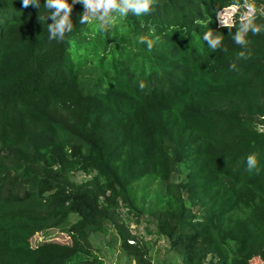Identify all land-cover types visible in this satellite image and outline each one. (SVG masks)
<instances>
[{
    "label": "trees",
    "instance_id": "obj_1",
    "mask_svg": "<svg viewBox=\"0 0 264 264\" xmlns=\"http://www.w3.org/2000/svg\"><path fill=\"white\" fill-rule=\"evenodd\" d=\"M235 2L155 0L103 28L80 24L76 3L50 40L46 0H0V264H103L88 236L108 223L144 264L119 205L153 219L146 231L182 264H264V33L237 60L236 28L217 16ZM209 28L227 51L208 48ZM153 32L149 51L139 37ZM52 229L68 241L30 242Z\"/></svg>",
    "mask_w": 264,
    "mask_h": 264
},
{
    "label": "clouds",
    "instance_id": "obj_2",
    "mask_svg": "<svg viewBox=\"0 0 264 264\" xmlns=\"http://www.w3.org/2000/svg\"><path fill=\"white\" fill-rule=\"evenodd\" d=\"M76 3H82L84 5V11L81 13L79 23L80 24H90L93 19L99 20L101 22V27L107 25L111 22L112 14L119 13L120 16L124 17L129 14L135 16H142L150 14L152 11L155 0H72L70 4L68 0H46L45 6L49 9H55V11H50L51 19L53 23L49 24L48 31L52 33L49 39L58 36L59 40H63L65 34L70 32L73 28V23L71 19V13L73 11V6ZM23 7H28L30 4L39 7V0H22ZM243 9V11H241ZM63 13V15H61ZM239 15V21L234 19L236 15ZM217 16L220 20V27H227L230 34L231 30L235 27L236 31L232 34V39L234 43L241 47V51L237 53V60L248 59L251 56L250 51H245L250 43L248 39V34L260 35L264 33V24H257L258 16L256 14V5L254 0H240L231 6L230 11L226 14L218 12ZM49 17V16H48ZM47 17V18H48ZM121 31H127V27L121 29ZM214 30L209 28L203 33V40L208 45V48L212 52H216L217 49L223 48V36L216 32L214 35ZM159 40L158 36H155L154 32L150 38L147 35H141L139 37V42L141 44H146L149 51L152 50L155 43ZM232 70H236V63L233 62L230 65ZM141 88L144 87L143 83L140 85ZM247 167L249 170L255 169L259 173L258 159L256 154H249L247 156Z\"/></svg>",
    "mask_w": 264,
    "mask_h": 264
},
{
    "label": "rangeland",
    "instance_id": "obj_3",
    "mask_svg": "<svg viewBox=\"0 0 264 264\" xmlns=\"http://www.w3.org/2000/svg\"><path fill=\"white\" fill-rule=\"evenodd\" d=\"M230 9L231 6L218 12L226 14ZM90 174L76 172L71 176V179L81 181L88 178ZM180 176L181 174H177V177ZM125 211V207L118 206L117 213H119V218H115L116 222L122 229L123 227L127 228L128 232L132 235L127 239H133L134 241L128 243L131 245L136 244L139 247L138 253L142 255L144 264H182L178 255L168 249V241L164 236L151 234L146 231L153 226V219L146 216L145 213H134V215L129 217ZM105 226V230L102 233L90 234L88 236V242L92 249L102 258L103 264H138L136 255L129 257L122 250L117 228L109 223ZM46 238L57 241H68V236L63 230L52 229L34 233L30 238V242L33 244L38 240Z\"/></svg>",
    "mask_w": 264,
    "mask_h": 264
},
{
    "label": "built area",
    "instance_id": "obj_4",
    "mask_svg": "<svg viewBox=\"0 0 264 264\" xmlns=\"http://www.w3.org/2000/svg\"><path fill=\"white\" fill-rule=\"evenodd\" d=\"M127 242H132V241H134L133 239H127L126 240Z\"/></svg>",
    "mask_w": 264,
    "mask_h": 264
}]
</instances>
